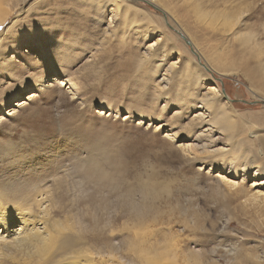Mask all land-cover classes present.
I'll return each instance as SVG.
<instances>
[{"label": "rangeland", "instance_id": "374dc122", "mask_svg": "<svg viewBox=\"0 0 264 264\" xmlns=\"http://www.w3.org/2000/svg\"><path fill=\"white\" fill-rule=\"evenodd\" d=\"M7 2L0 197L45 192L90 233L154 222L184 264H264V0ZM0 260L32 261L2 236Z\"/></svg>", "mask_w": 264, "mask_h": 264}, {"label": "bare ground", "instance_id": "6f19581e", "mask_svg": "<svg viewBox=\"0 0 264 264\" xmlns=\"http://www.w3.org/2000/svg\"><path fill=\"white\" fill-rule=\"evenodd\" d=\"M6 4L7 0H0V24L9 17L10 10L7 6L5 8ZM64 78L67 83L76 85L73 78ZM15 103L18 106L25 104L22 100ZM206 125L208 127L204 131L211 133L212 125ZM11 189L14 195L7 198L12 194ZM21 191L18 184L11 183L8 191L5 189L6 195L0 197V208L3 209L0 212V237L12 238L27 253L32 261L29 263L27 260L26 264H184V258L179 254L181 246L178 235L155 227L154 222L141 220L140 223L135 222L134 226L123 228L120 233L105 225L90 233L89 229L76 225L70 219L64 221L56 218L57 212L54 211V215L52 206L46 204L45 192L35 196L36 191L31 190L23 196L19 194ZM3 192L4 189L2 193L0 191L1 195ZM97 220L101 224L100 216L92 223L96 224ZM16 222L19 225H15ZM115 237L122 238L119 245L113 242ZM170 248L175 251L173 257L169 256Z\"/></svg>", "mask_w": 264, "mask_h": 264}, {"label": "snow or ice", "instance_id": "6c2138e0", "mask_svg": "<svg viewBox=\"0 0 264 264\" xmlns=\"http://www.w3.org/2000/svg\"><path fill=\"white\" fill-rule=\"evenodd\" d=\"M0 155H3V150H0ZM2 211H3V209L0 208V212H2Z\"/></svg>", "mask_w": 264, "mask_h": 264}, {"label": "water", "instance_id": "95a60500", "mask_svg": "<svg viewBox=\"0 0 264 264\" xmlns=\"http://www.w3.org/2000/svg\"><path fill=\"white\" fill-rule=\"evenodd\" d=\"M183 37L186 39V37H185V36H183ZM187 42H188V43L191 45V42H190V41H188V40H187ZM202 65L204 66V64H203V63H202Z\"/></svg>", "mask_w": 264, "mask_h": 264}]
</instances>
